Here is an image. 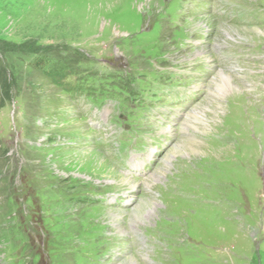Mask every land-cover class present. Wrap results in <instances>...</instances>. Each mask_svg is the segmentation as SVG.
I'll return each instance as SVG.
<instances>
[{"label":"rangeland","instance_id":"374dc122","mask_svg":"<svg viewBox=\"0 0 264 264\" xmlns=\"http://www.w3.org/2000/svg\"><path fill=\"white\" fill-rule=\"evenodd\" d=\"M133 261L264 264V0H0V264Z\"/></svg>","mask_w":264,"mask_h":264},{"label":"bare ground","instance_id":"6f19581e","mask_svg":"<svg viewBox=\"0 0 264 264\" xmlns=\"http://www.w3.org/2000/svg\"><path fill=\"white\" fill-rule=\"evenodd\" d=\"M220 27V32L217 33V35H215V38H220V39H230V40H233L235 41L236 39L238 40H241V39H244L243 37L241 36H244V34H242L243 32L245 33L246 31H255L256 33H259V34H263V31L261 28H238L236 26H227V25H223V24H220L219 25ZM219 30V29H218ZM202 48V47H201ZM207 49V47H206ZM200 50V49H199ZM199 53V52H198ZM208 54H206L207 56ZM207 58V57H206ZM208 60H209V57H208ZM209 62L210 66L212 67V62L211 61H207V63ZM214 67V66H213ZM212 69V68H211ZM219 69V68H218ZM214 70V68H213ZM215 70H217V67L215 68ZM215 73L216 76H214V78L212 79L213 82H225V83H228L230 82V77L225 73L224 70H217ZM212 83V82H211ZM221 84V83H220ZM213 86V85H212ZM225 88V87H224ZM164 114H161L159 117H158V120H161L163 118ZM187 117H189V115H186ZM176 117V116H175ZM168 118V117H165V119ZM169 129H167V131H169ZM166 131V132H167ZM150 142L151 139L146 142V145L144 146V148L140 149L139 152H133L134 150H127V149H124V148H121L120 151L118 153H116V156H118V158H116V162L118 164V166L120 165L122 168V170H127V165H126V162L131 158V161H133L135 163L134 166L132 167H129L130 169H132L133 171H137V170H142L143 167H145L149 161L151 163V160L153 159V155L154 153L152 151H150ZM149 148H148V147ZM147 147V148H145ZM178 147H181V146H175L173 149L177 148L179 149ZM191 148V147H190ZM184 149V147L182 148ZM188 150V149H187ZM185 151V150H184ZM175 153H177L178 151H174ZM152 153V154H151ZM125 154H130L128 156V158L126 159H123V158H120L121 155H125ZM151 155V157H150ZM149 163V164H150ZM129 169V170H130ZM142 175V174H141ZM130 184V183H129ZM131 186V185H130ZM133 186V185H132ZM144 205L145 204H139L137 205L134 209H133V216H132V220L135 221V220H139L141 219V216L143 215L144 211ZM133 224V223H132ZM129 260H133V259H129ZM132 262V261H131ZM134 263V261H133ZM132 263V264H133ZM135 264V263H134Z\"/></svg>","mask_w":264,"mask_h":264}]
</instances>
